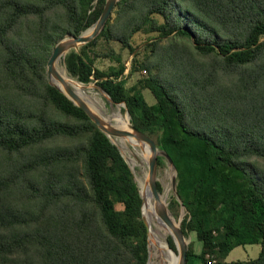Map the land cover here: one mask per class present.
I'll list each match as a JSON object with an SVG mask.
<instances>
[{
	"label": "trees",
	"instance_id": "16d2710c",
	"mask_svg": "<svg viewBox=\"0 0 264 264\" xmlns=\"http://www.w3.org/2000/svg\"><path fill=\"white\" fill-rule=\"evenodd\" d=\"M104 4L0 0V264L147 262L128 164L46 79L57 39L91 26ZM112 13L96 38L66 54L67 72L125 102L134 127L173 160L187 210L181 228L202 248L188 247L186 264H201L208 253L220 264H264V0H119ZM136 33L158 40L130 69L150 74L127 87L121 56L110 50L116 64L102 70L94 47L115 40L133 52ZM164 38L189 40L209 61L158 48ZM169 208L178 215L174 197ZM252 244L261 246L256 258L226 261L235 247Z\"/></svg>",
	"mask_w": 264,
	"mask_h": 264
},
{
	"label": "water",
	"instance_id": "95a60500",
	"mask_svg": "<svg viewBox=\"0 0 264 264\" xmlns=\"http://www.w3.org/2000/svg\"><path fill=\"white\" fill-rule=\"evenodd\" d=\"M119 0H105L103 10L99 18L91 26L80 32L78 35L65 34L62 37L58 38L54 43V46L51 50L50 56L46 62V79L48 84L52 87L57 88L61 93H63L74 105L81 108L87 116L91 119L93 123L96 124L97 128L104 133L109 140L118 148L120 154L125 159L128 164L136 185L139 190V195L141 197V218L146 227L147 232V262L150 264L151 258V247H150V221L148 217L143 212V206L146 202V192L149 194L152 200V211L155 217L162 222L167 228H169L168 236L171 237L175 249L169 246L171 251H174L177 255L176 264H186L187 261V250L189 239L184 234L181 228V221L183 218V213L185 210L184 205L180 199V196L177 191V170L173 164V160L168 155L167 152L160 149L155 141L150 138L144 132L138 130L131 122V116L127 110L125 102L117 103L115 102L110 95L97 83L92 85H87L86 83L80 82L85 87L89 86L91 89H95L96 92L109 103L111 108L119 109L123 115L128 119L129 129H124L114 123L113 120H110L105 117L104 114L98 112L90 103L89 99L82 96L76 91L73 86V80L70 78H64L58 71L57 65L60 61H64L66 54L70 51H78L80 47L87 44L96 38L101 30L103 29L106 21L111 16L115 5ZM64 63V62H63ZM134 138L137 142L142 145H146L148 148V156L143 161L146 165V168L143 173L144 183L141 185L139 179L136 177L134 167L130 162V158L126 156V153L120 143L126 138ZM158 157H162L170 171H171V189L173 192L174 198L179 202L181 206V213L177 220H175L170 208L169 203L166 201L163 194L157 188L158 182ZM168 242V241H167Z\"/></svg>",
	"mask_w": 264,
	"mask_h": 264
},
{
	"label": "rangeland",
	"instance_id": "374dc122",
	"mask_svg": "<svg viewBox=\"0 0 264 264\" xmlns=\"http://www.w3.org/2000/svg\"><path fill=\"white\" fill-rule=\"evenodd\" d=\"M115 17V13L111 14V18L113 19ZM156 33H149V34H144V33H136L133 35V37L131 38V44L132 46L136 47V49L133 52H130L128 49H125L121 46V44L118 41L112 40L110 42H105L103 39L99 40L96 44V46L94 47V53H95V61H94V65L102 70H105L108 68V66L110 65H115L116 63L109 57H106V53H109L110 50H113L115 54H119L123 60L124 65L126 66V70L124 72V77L126 78V83L125 85L127 87H130L131 85H133L137 80L142 79L147 77L150 73L149 71L146 70H137L133 73H130V69L132 66V62H133V58H136L139 62L144 60L145 58H147L148 56H150V47L148 46V43L158 40V38L156 37ZM177 44V45H176ZM178 47L181 48L183 50H186V52L190 53V55H192V57L197 60V61H201V62H208L209 59L203 56L198 55L195 50L193 49V46L191 45L189 40H180V41H176L174 40L173 42H171L169 39H161L160 43L158 45V48L161 49V47ZM150 60L153 61L152 57L150 58ZM58 71L61 73H65L67 75H69V73L66 70L65 64L60 61L58 63ZM163 69L164 66L161 65L159 67V69ZM158 70H154L153 72H157ZM68 78V77H65ZM94 82H90L87 83V85H92ZM83 85V84H82ZM84 87V91L86 95H90L93 96L94 98H99V94H97L95 89H91L89 86ZM93 92H95L96 94L94 95ZM143 94L145 99L147 100V102L149 103H153L155 101V99L153 98L151 92L148 89H144L143 90ZM101 97V96H100ZM100 104H102V108L103 110L106 112V114H110L111 110H114V108H111L109 103L105 100V98L102 97V99H100ZM105 107V108H104ZM122 114V112H121ZM122 116L124 117V115L122 114ZM111 120H115L116 121V116L112 117ZM154 140V137H153ZM126 156H128L129 158H131L130 161H133L134 164L132 163V165L134 166V171L136 174L137 178H143V173L146 168V165L143 162V159L141 157V155L138 153V151L134 150V147L132 144H128V148L125 151ZM171 171L166 163V161L164 160V163L162 166H158V182L160 183L161 186V193L163 194V196L165 197L166 201L168 203H170L171 199L174 197L173 196V192L171 189ZM176 184H177V178H176ZM179 203V202H178ZM181 206L179 204V208H178V215L174 216L175 220H177L180 216L181 213ZM187 213V210H184L183 213V218L184 219L185 215ZM173 214V213H172ZM182 222V221H181ZM156 223L158 224V222L156 221ZM164 233H166L164 231ZM166 239L168 238V235H166ZM187 238L189 239V243H188V247H191L192 250L194 251V253H200L201 251V242H199L196 238V235L194 232H188L187 231ZM164 237V236H161ZM261 246L260 244H252V245H245V246H238L235 247L234 249H232L230 251V253L228 254L226 260L230 261H237V260H248V259H253L256 258L260 252ZM212 256L211 254H206L204 256V262L200 261L201 264H205L206 263V258L207 256ZM152 258H150V264H160V259L154 256H151ZM214 257V256H212ZM215 258V257H214ZM216 259V258H215ZM218 262L219 260L216 259ZM155 262V263H154Z\"/></svg>",
	"mask_w": 264,
	"mask_h": 264
},
{
	"label": "bare ground",
	"instance_id": "6f19581e",
	"mask_svg": "<svg viewBox=\"0 0 264 264\" xmlns=\"http://www.w3.org/2000/svg\"><path fill=\"white\" fill-rule=\"evenodd\" d=\"M58 66V65H57ZM64 78L68 77L71 80H73V86L76 89L78 93H80L82 96L86 97L89 99L91 105L100 113L104 114L106 118L110 119L112 117L116 116V123L120 127L124 129H129L128 127V119L124 115V117L121 114V111L117 108H114V110H111L110 114H106V112L102 108V104H100V99L102 97L99 96V98H94L93 96L86 95L84 91L83 85L74 77L67 75L65 73L59 72ZM66 78V79H68ZM95 95L96 93L93 92ZM98 94V93H97ZM105 108V107H104ZM128 144H132L134 147L135 151H138V153L141 155L143 161L147 158L148 156V148L146 145H142L141 143L137 142L134 138H126L124 141L120 143L124 151L128 148ZM131 160V158H130ZM134 164L133 161H130ZM131 163V164H132ZM134 167V166H133ZM139 183L143 185L144 183V178H138ZM143 212L144 214L148 217L150 221V247H151V256L157 257L159 256L160 259V264H176L177 261V255L174 251H171L168 246V242L166 239V235L169 233V228H167L160 220H158L155 215L153 214L152 211V200L149 196V194L146 192V202L143 206ZM158 222V224L156 223ZM164 231L166 233H164ZM164 236V237H161ZM155 249V250H154ZM153 250V251H152ZM175 253V254H174ZM152 258V257H151ZM155 263V262H154Z\"/></svg>",
	"mask_w": 264,
	"mask_h": 264
},
{
	"label": "built area",
	"instance_id": "2783aa9c",
	"mask_svg": "<svg viewBox=\"0 0 264 264\" xmlns=\"http://www.w3.org/2000/svg\"><path fill=\"white\" fill-rule=\"evenodd\" d=\"M205 264H220L214 257L212 256H207L206 258V263Z\"/></svg>",
	"mask_w": 264,
	"mask_h": 264
},
{
	"label": "flooded vegetation",
	"instance_id": "af4514ba",
	"mask_svg": "<svg viewBox=\"0 0 264 264\" xmlns=\"http://www.w3.org/2000/svg\"><path fill=\"white\" fill-rule=\"evenodd\" d=\"M155 250V249H154ZM153 251V250H152ZM157 258H159V256H157Z\"/></svg>",
	"mask_w": 264,
	"mask_h": 264
},
{
	"label": "crops",
	"instance_id": "0c3cea01",
	"mask_svg": "<svg viewBox=\"0 0 264 264\" xmlns=\"http://www.w3.org/2000/svg\"><path fill=\"white\" fill-rule=\"evenodd\" d=\"M227 258V257H226ZM227 261V260H226ZM230 261H233V260H230Z\"/></svg>",
	"mask_w": 264,
	"mask_h": 264
}]
</instances>
